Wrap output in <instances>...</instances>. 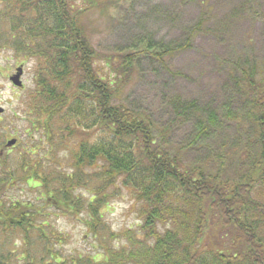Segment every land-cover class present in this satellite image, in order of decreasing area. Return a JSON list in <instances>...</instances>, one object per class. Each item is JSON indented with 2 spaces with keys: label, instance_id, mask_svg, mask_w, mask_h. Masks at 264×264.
Returning a JSON list of instances; mask_svg holds the SVG:
<instances>
[{
  "label": "trees",
  "instance_id": "16d2710c",
  "mask_svg": "<svg viewBox=\"0 0 264 264\" xmlns=\"http://www.w3.org/2000/svg\"><path fill=\"white\" fill-rule=\"evenodd\" d=\"M246 1L251 10L260 6ZM109 3L0 0V50L34 61L24 105L30 120L13 160L8 132L0 131V264H264V60L249 48L228 64L256 144L254 153L246 150L244 172L225 179L221 168L186 166L167 130L115 100L141 58L164 64L189 42L171 50L142 38L133 49L99 54L85 18ZM206 24L201 17L191 35ZM176 104L182 117L198 119V136L217 123L195 102ZM22 184L27 198L5 197ZM125 195L139 222L115 232L105 210ZM51 216L81 224L92 256H66L68 236Z\"/></svg>",
  "mask_w": 264,
  "mask_h": 264
},
{
  "label": "rangeland",
  "instance_id": "374dc122",
  "mask_svg": "<svg viewBox=\"0 0 264 264\" xmlns=\"http://www.w3.org/2000/svg\"><path fill=\"white\" fill-rule=\"evenodd\" d=\"M252 1L259 2L256 11L246 0H110L108 7L85 18L89 39L99 54L133 49L142 38L171 50L189 42L187 49L165 59L164 64L150 57L141 58L134 81L115 103L145 113L157 130H167L170 148L180 149L186 166H198L208 173L221 168L225 179L243 173L246 150L254 153L256 149L253 130L244 117L246 108L227 79L228 64L237 53L253 48L256 58L264 60V0ZM201 17L206 26L196 36L191 35ZM19 66L23 69L21 88L8 80ZM33 77V60L17 59L12 51L0 50V131L8 132L6 141L25 139L18 133L28 127L30 120L24 114L28 112L24 105ZM177 99L195 102L205 116L212 112L217 123L198 136V119L182 117ZM16 149H8L9 159L18 153ZM5 197L27 198L28 190L24 184L10 187ZM128 197L113 201L105 210L104 221L115 232L136 229L139 222ZM50 219L68 236L63 248L66 256H92L95 251L91 241L83 237L81 224L64 216Z\"/></svg>",
  "mask_w": 264,
  "mask_h": 264
},
{
  "label": "water",
  "instance_id": "95a60500",
  "mask_svg": "<svg viewBox=\"0 0 264 264\" xmlns=\"http://www.w3.org/2000/svg\"><path fill=\"white\" fill-rule=\"evenodd\" d=\"M22 73H23V71H22V68H18L17 70H16V74H14L9 80H10V82H11V84L13 85V86H15V87H17V88H21V81H20V79H21V77H22ZM3 113V110L0 108V114H2ZM15 143H16V141L13 139V140H10V141H8L7 142V144H6V147L7 148H10V147H12V146H14L15 145Z\"/></svg>",
  "mask_w": 264,
  "mask_h": 264
},
{
  "label": "flooded vegetation",
  "instance_id": "af4514ba",
  "mask_svg": "<svg viewBox=\"0 0 264 264\" xmlns=\"http://www.w3.org/2000/svg\"><path fill=\"white\" fill-rule=\"evenodd\" d=\"M0 155H1V151H0Z\"/></svg>",
  "mask_w": 264,
  "mask_h": 264
}]
</instances>
